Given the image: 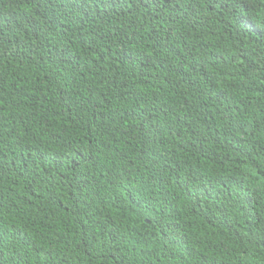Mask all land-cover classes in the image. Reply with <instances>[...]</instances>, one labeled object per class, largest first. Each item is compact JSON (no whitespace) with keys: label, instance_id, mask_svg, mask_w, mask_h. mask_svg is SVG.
<instances>
[{"label":"trees","instance_id":"obj_1","mask_svg":"<svg viewBox=\"0 0 264 264\" xmlns=\"http://www.w3.org/2000/svg\"><path fill=\"white\" fill-rule=\"evenodd\" d=\"M0 264H264V0H0Z\"/></svg>","mask_w":264,"mask_h":264},{"label":"clouds","instance_id":"obj_2","mask_svg":"<svg viewBox=\"0 0 264 264\" xmlns=\"http://www.w3.org/2000/svg\"><path fill=\"white\" fill-rule=\"evenodd\" d=\"M75 1H77V0H75ZM251 5H253L252 2H248V3L244 4V9H246L247 7H249ZM249 27H251L252 29H258L256 23H252V25H250ZM127 52L130 53V54H132V55H134V53H132L130 51H127Z\"/></svg>","mask_w":264,"mask_h":264}]
</instances>
